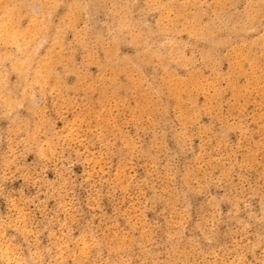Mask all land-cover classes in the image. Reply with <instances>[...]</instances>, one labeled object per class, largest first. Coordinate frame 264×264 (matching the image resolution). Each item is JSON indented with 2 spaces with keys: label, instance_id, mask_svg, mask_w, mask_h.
<instances>
[{
  "label": "rangeland",
  "instance_id": "1",
  "mask_svg": "<svg viewBox=\"0 0 264 264\" xmlns=\"http://www.w3.org/2000/svg\"><path fill=\"white\" fill-rule=\"evenodd\" d=\"M245 3L0 0V78L29 88L0 108V264H259L264 27ZM41 119L84 155L12 160L10 130Z\"/></svg>",
  "mask_w": 264,
  "mask_h": 264
},
{
  "label": "clouds",
  "instance_id": "2",
  "mask_svg": "<svg viewBox=\"0 0 264 264\" xmlns=\"http://www.w3.org/2000/svg\"><path fill=\"white\" fill-rule=\"evenodd\" d=\"M236 14L243 16L244 22L249 25L247 29L248 31L255 32L257 28L251 25L257 18H260L262 21L259 26L264 27V0H246L242 11L238 10ZM124 27L129 28L128 35L132 36L133 39L139 41L145 46L144 51H148V49L152 47V45L149 44L147 40L142 39L139 32H136L128 25H124L121 29L122 31ZM21 55L31 54L25 52ZM3 60L4 62L10 61L13 65V70H20V66L24 63V61L21 60L16 53L11 52L4 54ZM22 74L27 81V67H24ZM7 79L8 73L4 72L2 74V78H0V108H3L7 115H12V113H14L18 108L24 107L22 101L28 99L29 88H25L24 91L20 93V99L18 100L10 92L7 84ZM45 123L46 121L44 119H41V121L34 128H30L27 122L22 121L17 123L14 129L10 130L12 135L9 137V140L12 145V150L9 151L8 155L12 158V160H15L17 155H25L31 150L37 152L38 155L46 162H54L57 164H63L66 162L71 165L72 163L76 162L72 158L73 155L77 158L84 155L83 153L78 151H70L73 146L65 142L63 137H60L55 141L44 140L43 138L46 135ZM160 135L163 136L164 133L161 132ZM42 147L44 151H39V149ZM106 147L111 154V149L113 147L112 142L109 141ZM134 150L135 149L133 148V151ZM172 151V149H169L168 155H171ZM45 152H47L48 154L45 155ZM161 159H163V157H161ZM17 171H19V169H17ZM169 175L170 179L175 180L177 178L174 172L170 173ZM259 247H261V244H256L253 246V250ZM237 264H239V262H237ZM259 264H264V251L261 252Z\"/></svg>",
  "mask_w": 264,
  "mask_h": 264
}]
</instances>
